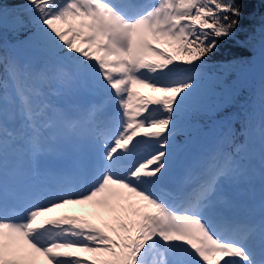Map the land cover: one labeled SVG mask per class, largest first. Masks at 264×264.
Here are the masks:
<instances>
[{"label": "snow or ice", "instance_id": "1", "mask_svg": "<svg viewBox=\"0 0 264 264\" xmlns=\"http://www.w3.org/2000/svg\"><path fill=\"white\" fill-rule=\"evenodd\" d=\"M250 4L0 0V264H264V15L246 28ZM228 44L260 66L239 133L244 62L214 60ZM205 122L214 145L193 154ZM74 205L96 222L49 218Z\"/></svg>", "mask_w": 264, "mask_h": 264}, {"label": "trees", "instance_id": "2", "mask_svg": "<svg viewBox=\"0 0 264 264\" xmlns=\"http://www.w3.org/2000/svg\"><path fill=\"white\" fill-rule=\"evenodd\" d=\"M15 3H23V0H13ZM249 11L251 12V16L248 17L243 24L247 28L249 21L255 20L259 21L261 15H264V3H261V0H251V4L249 7ZM22 39V37H21ZM5 40L7 43L11 44L14 42V37L11 32L5 33ZM167 51H171V49H167ZM22 50L19 51L21 55ZM222 56H218L214 58V60H221L224 56L228 57H236L237 60H243L244 66L242 72L238 73L235 70L231 71L230 79L232 81L239 80L241 84V90L239 93V101L234 108H230L229 111L233 113V124L234 131L239 133L241 130V126L244 123V110L247 108L249 101L251 100L252 89L258 87L259 79H260V66L259 60L257 57H253L251 63H248V55L247 52L243 49L239 48L235 44H228L222 47ZM22 56V55H21ZM2 72V69H0ZM206 127L204 128V135L199 139V142L202 145H206L208 142L213 140L215 142V138L218 134V129L214 127L211 122H205ZM242 137H237V140L242 141ZM183 141V140H181ZM195 148V144L192 146V149Z\"/></svg>", "mask_w": 264, "mask_h": 264}, {"label": "rangeland", "instance_id": "3", "mask_svg": "<svg viewBox=\"0 0 264 264\" xmlns=\"http://www.w3.org/2000/svg\"><path fill=\"white\" fill-rule=\"evenodd\" d=\"M21 53H22L21 54L22 56L27 55V53H25V52H21ZM135 90L137 92H139L141 95H161L159 93H151L150 90L141 88L140 86H136ZM181 138H183V136H178L177 140H181ZM237 141L240 142V140H237ZM141 151H143V147H142ZM206 151H208L207 148H202L201 145L199 147V144H198L192 153L197 154V153H203ZM91 213H92V209H91V206H89V205H74V206H71L66 211H63L58 216H62L65 214L82 215V216H85V218L91 220L93 223H95L96 222L95 217ZM81 255H89V254H81Z\"/></svg>", "mask_w": 264, "mask_h": 264}, {"label": "bare ground", "instance_id": "4", "mask_svg": "<svg viewBox=\"0 0 264 264\" xmlns=\"http://www.w3.org/2000/svg\"><path fill=\"white\" fill-rule=\"evenodd\" d=\"M71 206L68 207V209L70 208ZM67 209H62V210H59L57 212H53V213H50L49 214V218H56V217H59L58 215H60L63 211H66Z\"/></svg>", "mask_w": 264, "mask_h": 264}]
</instances>
